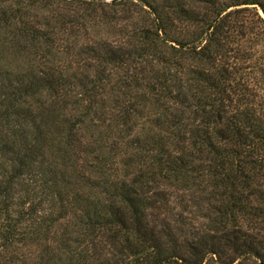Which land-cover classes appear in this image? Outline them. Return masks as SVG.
<instances>
[{
	"label": "rangeland",
	"instance_id": "1",
	"mask_svg": "<svg viewBox=\"0 0 264 264\" xmlns=\"http://www.w3.org/2000/svg\"><path fill=\"white\" fill-rule=\"evenodd\" d=\"M0 9L15 14L24 33L45 35L10 48L0 38V66L23 72L41 56L83 82L72 95L99 116L79 130L93 142L88 161L108 156L120 179L146 171L141 146L174 129L165 123L171 115L192 128L204 124L202 110L249 112L264 128V0H0ZM197 72L227 80L210 88ZM155 78L167 86L161 96L148 87ZM178 92L186 101L166 96ZM205 94L209 104H199ZM210 190L167 189L168 206L149 211L165 248L179 256L162 264H264V170L242 197ZM48 206L38 224L21 221L17 235L0 236V264H141L140 254L111 245L103 228L87 222L80 204Z\"/></svg>",
	"mask_w": 264,
	"mask_h": 264
},
{
	"label": "trees",
	"instance_id": "2",
	"mask_svg": "<svg viewBox=\"0 0 264 264\" xmlns=\"http://www.w3.org/2000/svg\"><path fill=\"white\" fill-rule=\"evenodd\" d=\"M15 17L0 9L2 45L10 48L6 43L19 39L32 43L45 36L38 31L24 33L27 28L19 26ZM197 73L210 88L221 79L227 80L221 72L217 76ZM76 85L86 87L81 81L71 82L41 56L23 72L0 66L1 237L17 235L16 226L21 221L38 224V214L46 202L49 208L61 209L76 203L84 210L87 222L103 228L102 235L111 245L118 243L119 248L140 254L141 264L176 263L179 256L165 248L149 212L168 206L167 189L181 188L191 195L209 187L210 193L223 188L229 195L240 194L238 197L255 191L256 177L264 170V128L252 113L202 110L204 124L192 128L177 126L179 116L170 113L165 123L174 129L166 126L165 134H156L141 146L144 157H148L146 171L139 168L125 180L118 178L108 156L97 154L94 161H88L93 142L83 141L79 130L92 125L93 119L85 124L88 116L92 114L96 120L99 116L91 103L80 109V97L76 100L72 95ZM148 87L159 96L167 91L166 84L156 78ZM166 96L180 103L186 101L182 92ZM209 101V94H205L198 102ZM218 121H223L220 128L206 125ZM47 154L54 160L48 161ZM85 170L95 171L98 178ZM90 189L95 192L90 193Z\"/></svg>",
	"mask_w": 264,
	"mask_h": 264
}]
</instances>
